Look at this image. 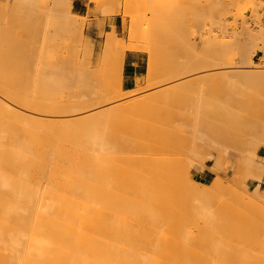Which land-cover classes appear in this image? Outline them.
Here are the masks:
<instances>
[{"label":"rangeland","instance_id":"374dc122","mask_svg":"<svg viewBox=\"0 0 264 264\" xmlns=\"http://www.w3.org/2000/svg\"><path fill=\"white\" fill-rule=\"evenodd\" d=\"M54 1L0 0L1 41L3 38H14L27 46L35 44L36 37H41L39 31L45 29L44 24L33 21L35 16L27 4ZM82 3L85 7L81 9L70 7L72 30L67 36H70L73 60H70L64 73L68 80L64 81L56 70L44 75L54 82L50 96L53 110L58 111V106L64 105L60 99L63 92L68 91L74 93L69 100L75 104L86 102L92 95H100L104 96L102 100L109 99V103L115 98L112 101L124 107L95 119L70 123L31 112H24L25 115L19 117L8 110L11 109L9 106L7 108L2 104V151L24 152L34 165L33 179L39 186L51 185L59 172L63 173L64 181L71 183L78 175L83 178L82 168L85 166L94 171L96 168L103 221L109 225L115 245L123 248L112 256L116 262L123 256L126 264H200L206 260L215 264H264V238L251 240V233L261 231L252 212L258 213L264 204V176L263 182L258 183L248 175L249 169L242 164L238 168V183L230 186L232 173L227 169V164L241 162L243 152L251 150L254 141H264L263 97L259 102L262 117L223 137L222 151L195 153L191 161L178 162L175 172L181 178L177 183L165 185L164 190L157 194L150 192L147 198L134 183L136 173L157 169L161 165L156 161L140 160L136 150L158 149L164 157L175 160L187 145V136L182 133L160 142L155 140L157 129L149 126L155 123L152 117L156 102L162 101V108L170 113L168 123L175 124L178 115L172 111L173 100L191 95L197 85L217 84L230 97L235 94L231 87L242 80L236 75L239 72H254L263 76L264 30L258 37L261 28L264 29L261 1L244 0L243 6L249 8L242 12L243 18L235 22L232 18L234 8L226 0L219 4L210 3V0H82ZM58 17L63 19L61 15ZM192 22L199 23L200 29L190 33L187 30ZM222 22L226 25L221 27L219 24ZM165 36L171 41L150 44L151 40ZM234 37L244 39L246 52L251 50V64L245 57L234 61V71L218 68L209 70V75L203 79H196L199 75L185 77L191 70L194 73L200 71V67L214 65V58L228 50L224 44ZM106 38L119 45L104 57L101 51ZM144 40L152 49L150 55L160 56L158 64L149 65V54L141 51L140 43ZM131 44L139 45L138 50L127 52L123 63H120V52ZM60 51L64 53L62 50L55 53L60 54ZM129 58L136 60L138 74L127 88L122 82L125 61ZM192 59L202 61L199 69L185 64ZM168 61L170 64H167ZM162 71H167L170 76L181 74V78L174 82L180 87L171 94L165 92L149 97L159 90L157 83ZM261 81L264 82V76ZM17 83L9 86L11 91L14 88L15 93H21L27 85H32ZM145 96L146 99L140 100ZM226 141L228 144H225ZM95 150L97 154H93ZM11 162H18L16 156L11 155ZM251 162L252 167L264 166V160L257 157H251ZM85 178L91 181L95 176ZM215 178L230 188L229 193L220 198H213L211 191H205L204 185ZM205 192L207 203L212 205L208 206L211 211L207 207L209 217L197 218L195 214L203 203L201 197L196 196ZM236 215L244 216L252 223L238 222L234 219ZM177 243L188 250H173Z\"/></svg>","mask_w":264,"mask_h":264},{"label":"bare ground","instance_id":"6f19581e","mask_svg":"<svg viewBox=\"0 0 264 264\" xmlns=\"http://www.w3.org/2000/svg\"><path fill=\"white\" fill-rule=\"evenodd\" d=\"M142 1L138 0V2ZM222 1L210 0V3L219 4ZM226 1L230 2V6L234 8L232 15L234 22L239 18H243L241 17L242 12L249 8V6H243L244 0ZM70 7L71 2L69 0L27 4V8L35 16L33 21L44 24L43 29L45 30L39 31L41 37L38 36V39L36 37L37 42L30 46L24 45L14 38H3L2 41L0 39V70H2L0 72V106H3L2 104L6 105L4 107L9 106L11 109L8 110L15 112L19 117L25 115L24 112H31L56 120L63 119L65 122L70 123L95 119L124 107L122 104L113 102L112 100L115 98L111 99L109 103V99L102 100L104 96L100 95H92L86 102L80 105L75 104V102L69 100L74 96V93L68 91L67 93L63 92L62 99H60L64 105L58 106L60 109L58 111L53 110L50 96L54 82L44 75L56 70L64 81L68 80L64 73H66L70 60L73 58L70 50V36L69 38L67 36L72 30ZM262 9L264 10V4ZM262 13L264 16V11ZM59 15L63 16V19H59ZM256 19L258 21L257 17ZM16 20L19 21V19ZM37 25L39 27V24ZM225 25L224 22L219 24L221 27ZM230 25L232 24L230 23ZM199 27V23L192 22L187 31L193 33ZM203 30L202 32L205 33V30ZM263 30L261 28L258 37L262 36ZM182 31H184L183 28ZM169 41L171 39L165 36L151 40L150 44L154 45ZM147 44L145 40L140 43L142 53L149 54V65L158 64L160 56L150 55L152 49L151 47L148 48ZM118 45L116 41L106 38L101 55L105 57L110 50L118 47ZM224 45L228 50L215 57V64L213 63L212 66L201 68L202 61L200 59H192L186 62L187 66L198 69L200 67V71L191 73L193 72L191 70L185 77L188 79L199 75L196 79H203L209 75L207 74L209 70L218 68L234 71L236 69L234 61L237 59L243 60L245 57L250 64L252 63V52L250 49L247 52L245 51L244 39L234 37L233 40L226 42ZM138 47L137 44H131L121 51L118 57L120 63H123L127 52L134 53L138 50ZM57 50H62L64 53L61 51L60 54L55 53ZM167 64H170V61ZM180 75L170 76L167 71H162L159 77L161 79L157 83L159 90L153 92L149 97H156L165 92L170 94L175 92L180 86L174 84V82L181 78ZM236 75H239L242 80L238 85L231 87L235 92L234 96L227 97L225 91L217 84L203 83L194 87L191 95L176 97L173 100L172 110L178 115V121L175 124L168 123L170 113L162 108V101L156 103L154 101L155 107L152 120L155 123H152L149 128L157 129L154 134L155 140L160 142L173 137L175 134L182 133L185 137L187 136L188 141L186 146L184 143L185 150L178 153V159L175 160L164 157L158 149L136 150V156L140 160L144 162L156 161L161 164L157 169H145L135 174L134 183L146 198L150 192L157 194L164 190L165 185L178 182L181 178L180 174L175 172L178 162L184 161V163H187L186 161L190 160L192 156L194 157L193 154L195 153H218V150H221L220 145L223 137L234 134V131L243 129L251 122L262 117L259 102L262 97L264 98V82L261 81L264 74L262 76V74L254 72L248 74L239 72ZM16 82L31 83L32 85H27L21 93H15L14 88L11 91L9 86H14L12 83L16 84ZM146 98L145 96L140 100ZM135 102H138V100ZM65 108H68V110H62ZM70 108H74V110H69ZM49 144L53 145V142H49ZM225 144H228V141ZM251 145V150L243 152L241 162L227 164V169L232 173L230 186L238 183V168L242 164L249 169V176L254 177L258 183L263 182L264 166L252 167L251 157H257V149L264 148V141H254ZM95 153L97 154L96 150L93 154ZM11 155L16 156L17 163L11 162ZM32 167L34 165L25 156L24 152H5L0 147V264H126L123 256L117 262L112 259V256L118 251H123V248L115 245L110 227L104 223L102 218L103 205L99 196L97 169L95 168L94 171L91 167L85 166L82 168L83 178L78 175L76 181L71 183L64 181L63 173L59 172L51 185L39 186L35 183L36 180L33 179L34 171ZM72 171L75 172L76 170L72 169ZM200 171L202 170L200 169ZM92 175L95 178L87 181L85 176L88 178ZM187 176L184 178L189 179ZM204 179L206 180V177ZM204 186L205 191L209 190V193L211 191L213 198L225 196L230 191L229 186L223 185L219 178L213 179ZM202 194L196 196L197 198L201 197L203 203L195 214L197 218L209 217L207 207L211 203H207L208 196L206 192V195ZM210 209L208 207V210ZM252 215L256 216V223L260 225L261 231L255 234L251 233V240L264 238V204L258 213L252 212ZM234 219L238 222L252 223L251 220L241 215H236ZM262 243L264 245V240ZM172 248L179 251L188 250L180 243ZM200 264L215 263L206 260Z\"/></svg>","mask_w":264,"mask_h":264},{"label":"crops","instance_id":"0c3cea01","mask_svg":"<svg viewBox=\"0 0 264 264\" xmlns=\"http://www.w3.org/2000/svg\"><path fill=\"white\" fill-rule=\"evenodd\" d=\"M71 1V6L73 9H81L85 7V5L82 3V0H70ZM79 1L80 3H78ZM134 60L133 58H129L125 61L124 65V73H123V85L125 87H130L132 84V80L134 79L135 76H137L138 71H137V62L132 61ZM257 159H264V148H259L257 149L256 152ZM205 178V177H204Z\"/></svg>","mask_w":264,"mask_h":264},{"label":"built area","instance_id":"2783aa9c","mask_svg":"<svg viewBox=\"0 0 264 264\" xmlns=\"http://www.w3.org/2000/svg\"><path fill=\"white\" fill-rule=\"evenodd\" d=\"M260 1H261L262 4H264V0H260ZM263 11H264V10L262 9V12H263Z\"/></svg>","mask_w":264,"mask_h":264}]
</instances>
